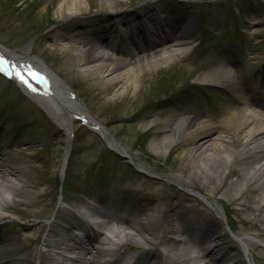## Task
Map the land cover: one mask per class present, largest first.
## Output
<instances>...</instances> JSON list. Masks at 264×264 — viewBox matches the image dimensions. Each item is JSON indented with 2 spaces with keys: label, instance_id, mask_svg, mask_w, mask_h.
<instances>
[{
  "label": "bare ground",
  "instance_id": "obj_1",
  "mask_svg": "<svg viewBox=\"0 0 264 264\" xmlns=\"http://www.w3.org/2000/svg\"><path fill=\"white\" fill-rule=\"evenodd\" d=\"M49 1H43V12H47L50 7ZM57 1L59 3L55 7L54 28L48 35L44 34L42 40L47 41L49 46L52 44L53 50L66 56L70 71L78 80L74 85H79L78 82L82 81L91 83L103 93V100L108 103H117L131 90L137 94L148 80L147 77L165 71L167 67L185 59L189 52L188 46L195 41L198 33L186 4L178 0L146 4L131 11H121L120 8L132 6L133 0ZM86 1L90 4L97 1L98 7L87 9ZM26 3L27 0L21 6ZM241 11L243 14L240 16L245 22V30L247 29L245 33L248 34L253 27L250 23L252 17L255 19L254 26L264 25V0H259L257 4H245ZM87 14L90 16H86ZM81 16L92 20L93 25L81 26L78 22ZM224 16L225 14L220 18L210 17L217 21ZM187 19H190L189 25H182ZM68 30L73 32L66 34ZM97 34L102 37L101 41H95L92 37ZM253 34L257 35L258 32L254 31ZM248 36L254 38L251 34ZM116 40L122 46L134 48L136 53H132L130 47L117 51L119 54L106 51L110 41ZM228 52L226 54L231 58L229 62L215 59L206 68L207 72L201 80L222 84L223 79L236 76L242 78L247 74L252 65L241 60L236 51ZM252 58L257 57L252 55ZM0 59L7 62L5 65L11 63L10 73L18 80L22 89L32 94L37 91L33 86L45 87L48 96L43 92L38 93L39 102L65 133L60 172L64 171L68 162L67 142L72 132L74 114L93 125L113 150H121L120 144L109 138L107 124L98 121L86 109L78 92H67L68 88L61 80L52 73L53 78L39 70L44 65L32 56L29 48L17 53L0 46ZM38 72L39 79L30 85ZM178 77L186 80L188 75ZM173 83L176 89L182 86L181 82ZM254 83L255 86L237 89L241 94L236 93L232 101L223 108L207 112L200 107L194 89L186 90L173 98L171 104L174 109L168 116L157 111L159 118L161 117L160 122L151 120L146 122V126L155 128L151 146L157 155L179 151L181 165L177 171L180 175L174 177L179 185L199 191L207 200L215 201L212 198L219 192L222 193L223 198L216 202L222 203L224 208V203H238L240 207H234L237 214L246 210L255 214L256 221H250L251 227L258 232V236L264 237V70L261 78L254 80ZM166 87L170 88V84ZM107 95L110 99L106 98ZM146 107L150 109L152 104H147ZM136 116L126 114L115 120L133 119ZM10 137L7 129H0V139L3 140L0 143V243L5 247L0 252V264H35V259L37 264H117V261L119 264H129L125 261L128 257L132 259L130 264H231V261L243 264L244 260L245 264H256L250 259L249 253L240 252L235 242L227 241L232 237L229 229L225 227L221 230L218 221H207L206 217L199 215L194 209L193 203L184 204L185 200H193L190 196L184 194L183 198L180 197L181 200L177 199L174 207L173 200L168 199L160 208L156 204L150 205L155 200L154 196L141 191L136 194L135 188L121 189L111 194L94 193L95 199H111L112 203L98 204L120 215L116 218L109 217L101 223V229L95 237H87L90 246L81 239V250L73 251L76 255L65 249L66 237L59 238L63 231L60 225L65 227L63 220L69 217L67 209L60 205L55 210L56 217L48 222L47 234L42 242L45 248L34 254L37 245L33 243L30 247H35L30 248L28 254L23 253L25 249L20 241L11 236V230L10 233L5 231L2 221L11 211L26 217L39 214L33 207L42 197V180L36 175L34 179L33 174L25 170L19 156L9 157V148H22L20 152L23 153V147L27 145L23 138L7 141ZM130 156L142 170L151 173L147 167L137 162V156ZM167 162L175 170L178 160ZM154 168L159 169L158 166ZM186 171L191 173L188 178L183 174ZM170 178L173 179L172 176ZM244 183L245 187L240 190L239 185ZM206 189H210V192L207 193ZM87 210L98 213L91 206H87ZM215 210L221 215L219 207ZM140 214L143 215L139 216ZM186 216L199 225H189ZM44 227L45 222H41L34 229L40 231ZM65 234L70 237L69 233L64 232L63 235ZM236 239L244 248L252 242V239L243 235H237ZM94 241L96 242L93 243ZM203 241L207 247L202 245ZM128 248L139 251V254ZM160 249L163 253H160ZM85 253H90L88 258ZM238 253L242 255L240 260H237ZM109 255L113 256L111 260L102 259Z\"/></svg>",
  "mask_w": 264,
  "mask_h": 264
},
{
  "label": "rangeland",
  "instance_id": "obj_2",
  "mask_svg": "<svg viewBox=\"0 0 264 264\" xmlns=\"http://www.w3.org/2000/svg\"><path fill=\"white\" fill-rule=\"evenodd\" d=\"M25 1L0 0V44L10 51L18 53L29 48L34 56L49 62L65 80L73 85L78 80L71 73L66 56L60 51L53 50L52 44L49 46L47 41L42 40L44 34L48 35L50 33L49 29L53 27L51 25H53L56 15L55 7L59 1L53 2L50 0L51 3H49L50 7L47 12H43V1L46 0H27L26 5L22 7L21 5ZM192 1L194 4L197 3V0ZM206 1L213 4L212 6L209 4L207 7L205 4L202 6V10L206 11L207 19H209L210 13L217 9L218 12H230L231 15L228 20H224L219 28L211 26L207 21V38L201 43V46L194 48L195 50L193 49L181 62L167 67L166 71L147 77L148 80L141 86L137 94H134L131 90L117 103H108L103 100V93L99 89H95L91 83L82 81L78 82L79 85H73L93 112L101 120L109 123L110 136L126 147L130 153L139 156L141 160L138 161L140 163L155 171L152 172V176L148 177L144 174L135 173L125 157L110 151L100 137L86 131L84 128H81L75 134L74 139H70L69 145H67L70 150L68 165L65 173L60 175L59 167L63 141L65 140L62 128L57 125L58 123L50 117L41 105L29 100L28 97L26 98L16 83L0 74V125H4L14 137L23 138L26 141L25 144L28 145V147L27 145L23 147V153L20 152L22 148H9L7 150L9 157L19 156L25 170L32 173L34 179L38 177L42 180L40 185L42 197L40 201L37 200L33 207L41 216L26 217L19 214V216H16L12 213L13 211L8 213L11 217H7V221L14 220V218L19 219L17 225L21 227L22 233L18 235L17 226L12 225L10 227L15 240L20 241L19 243L23 248L28 244L26 243L28 237L32 239L39 237V240L42 241L47 233V217L54 219L58 205L71 207V203L68 200V204L65 203L63 197H79L80 194L76 190L83 192L85 198H88V195L93 196L94 193L107 192L117 188L120 184L131 183L145 194L155 197V200L150 204L151 206L156 204L161 208L163 204H166L164 201L172 195H174L172 200L177 201L175 199L180 194L176 192V189L179 187H177V183L172 182L173 180L170 177L180 175V172L177 171L181 165L179 151H170L163 156L157 155L151 146V141L155 137V128L150 125L146 126V122L151 120L160 122L161 117L159 118V113H156L158 110L163 111L162 113L165 116L171 113L169 103L172 97L168 94L176 89L173 87L175 81L185 85L180 89L181 91L189 89L194 83L209 84L208 86L204 85V87L209 88L211 96H207L199 84L196 88L200 90L201 96L205 98L207 109H220L229 104L236 93L240 94L237 88H240L241 83L248 82V77L251 74L258 73V70L261 69L259 65L264 66V25L254 26L255 19L251 18L250 23L253 27L248 33L253 36L255 35L253 34L254 31L260 32L259 34L262 33L260 36L251 39L245 34L247 29L245 30V22L240 16L241 13L243 14L241 7L245 4H257L259 0ZM239 1H242L240 8ZM86 3L85 8L87 9L98 7L97 1L94 4H90L88 1ZM226 27H229V29L224 32ZM220 31L222 32L220 33ZM231 33L234 34L231 35ZM199 34L201 35L200 31L197 33L195 40L199 39ZM218 34L220 36L213 37V35ZM227 35H231L232 38H227L229 37ZM188 48L191 50L193 45ZM220 49L236 51L240 58L252 67L249 69L248 74L241 79L236 77L226 78L221 80L224 86L213 87L210 83L200 79L207 72L206 67H210L213 61L207 55H212L215 58ZM252 55L257 58H252ZM228 59L225 58L224 61L226 62ZM180 75L190 76L189 81H187L188 77L186 80H181L178 77ZM168 84H170V88H165ZM106 98H109V95ZM152 102L155 103L152 106H155L156 110L145 108V105ZM126 114L137 116L134 119L115 120L117 117ZM167 160L170 162L178 160L175 170L165 164V162L168 163ZM156 165L159 166L158 170L154 169ZM183 174L188 177L191 173L186 171ZM62 182L66 185L71 183L70 186L74 191L61 196L59 184ZM245 185V183L242 186L240 184V190ZM209 190L206 189L205 191L208 193ZM236 191L239 192L238 189ZM215 197L221 198L223 196L219 192ZM225 200L227 201V199ZM233 204L231 203L234 208ZM210 205L212 206V203ZM235 205L238 207V203H235ZM22 207L20 206V208ZM203 208L205 209L204 212L210 215L207 213L208 208L205 206ZM45 214L49 216H45ZM253 216V213L249 210L240 213V216L234 213L235 219L242 218V221L245 222L244 227L247 228L244 229L243 226H240V229L236 230L235 233H240L256 242H252L248 246L252 249L257 248L254 249V253L262 255L264 253V237L258 236V232L251 227L250 221H256V218H251ZM44 221L45 227L43 229L40 231L37 228L34 229ZM25 250L29 252L28 248H25Z\"/></svg>",
  "mask_w": 264,
  "mask_h": 264
},
{
  "label": "snow or ice",
  "instance_id": "obj_3",
  "mask_svg": "<svg viewBox=\"0 0 264 264\" xmlns=\"http://www.w3.org/2000/svg\"><path fill=\"white\" fill-rule=\"evenodd\" d=\"M4 63V61L3 60H0V64H3Z\"/></svg>",
  "mask_w": 264,
  "mask_h": 264
}]
</instances>
